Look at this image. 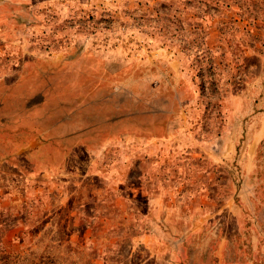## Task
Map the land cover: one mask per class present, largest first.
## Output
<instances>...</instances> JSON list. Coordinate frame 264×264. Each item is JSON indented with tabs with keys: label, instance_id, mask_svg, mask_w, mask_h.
<instances>
[{
	"label": "rangeland",
	"instance_id": "obj_1",
	"mask_svg": "<svg viewBox=\"0 0 264 264\" xmlns=\"http://www.w3.org/2000/svg\"><path fill=\"white\" fill-rule=\"evenodd\" d=\"M58 2L66 10L24 12L16 42H0V67L80 47L87 36L146 39L180 58L179 83L168 77L166 89L151 92L155 132L158 112L168 113L166 141L119 157L137 166L122 192L137 195L133 211L167 216L168 245L144 242L132 223L111 247L113 237L102 236L106 247L81 252L77 237L52 234L51 216L41 214L21 234L0 235V264H264V170L246 173L241 155L264 117V0Z\"/></svg>",
	"mask_w": 264,
	"mask_h": 264
},
{
	"label": "crops",
	"instance_id": "obj_2",
	"mask_svg": "<svg viewBox=\"0 0 264 264\" xmlns=\"http://www.w3.org/2000/svg\"><path fill=\"white\" fill-rule=\"evenodd\" d=\"M58 1L0 0V42H16L12 34L23 27L24 12L66 10ZM80 45L0 67V235L21 234L25 223L47 214L51 233L62 228L77 237L69 243L81 252L111 247L132 223L144 242L167 247V216L133 211L137 195L122 190L137 166L119 157L130 156L135 145L150 149L166 141L168 113L158 112L163 120L155 132L151 92L166 89L168 77L179 83L180 58L129 36H87ZM241 155L246 173L264 170V117L247 134ZM102 236L113 238L106 245Z\"/></svg>",
	"mask_w": 264,
	"mask_h": 264
}]
</instances>
